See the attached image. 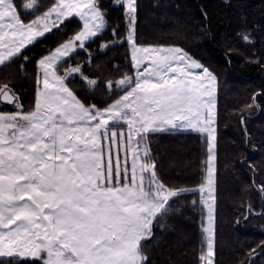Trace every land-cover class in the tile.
Segmentation results:
<instances>
[{
	"label": "snow or ice",
	"instance_id": "1",
	"mask_svg": "<svg viewBox=\"0 0 264 264\" xmlns=\"http://www.w3.org/2000/svg\"><path fill=\"white\" fill-rule=\"evenodd\" d=\"M113 2L124 9L137 72L134 79L124 75L106 82L109 91L123 95L98 107L78 99L66 81L75 74L90 86L99 81L84 77L79 65L63 75L58 67L109 26L101 0H56L28 23L21 20L14 0H0V65L23 56L27 46L70 18L82 22L78 32L39 59L42 88L32 110L23 109L8 84L0 85V105L16 108L0 113V261L146 264L142 242L153 236L154 223L182 195L199 191L207 209L206 250L200 259L214 264L216 77L180 48L137 46V0ZM24 7L37 8V0ZM119 27L112 28L113 41L101 44V50L116 41ZM145 61L149 65L141 71ZM177 127L207 134V178L198 189L166 186L146 145L149 132Z\"/></svg>",
	"mask_w": 264,
	"mask_h": 264
},
{
	"label": "trees",
	"instance_id": "2",
	"mask_svg": "<svg viewBox=\"0 0 264 264\" xmlns=\"http://www.w3.org/2000/svg\"><path fill=\"white\" fill-rule=\"evenodd\" d=\"M28 1L14 0L24 21L46 11L53 0H37L32 11L24 7ZM101 3L109 26L58 67L63 74L79 65L84 77L99 81L90 87L81 75L67 80L85 104L98 107L123 95L109 91L106 82L124 75L133 78L135 73L124 9L113 0ZM137 6V44L179 46L217 76L214 264H264V0H137ZM117 23L116 41L101 50V44L113 41ZM81 26L78 18H70L23 51V56L0 66V85L21 93L25 111L35 105L39 59ZM147 142L157 175L166 186L197 189L206 182V134L152 131ZM206 211L199 191L176 200L154 223L153 236L142 242L146 264H203ZM0 264L14 262L4 259ZM20 264L42 262L20 259Z\"/></svg>",
	"mask_w": 264,
	"mask_h": 264
},
{
	"label": "rangeland",
	"instance_id": "3",
	"mask_svg": "<svg viewBox=\"0 0 264 264\" xmlns=\"http://www.w3.org/2000/svg\"><path fill=\"white\" fill-rule=\"evenodd\" d=\"M29 2V1H28ZM28 2H26V4L28 3ZM101 2H102V0H101ZM54 3H56V0H53L52 1V4L50 5V7L54 4ZM15 6V5H14ZM49 7V8H50ZM15 8H16V6H15ZM16 10H17V8H16ZM34 10V9H33ZM47 10V9H46ZM30 11H32V10H30ZM45 12V11H44ZM17 13H18V15L21 17V15L19 14V12H18V10H17ZM41 14V13H40ZM40 14H38V15H40ZM35 18V17H34ZM33 18V19H34ZM74 18V17H73ZM76 18H78V17H76ZM79 19V18H78ZM21 20L24 22V23H28V22H30V21H24L23 19H22V17H21ZM94 39V38H93ZM91 41V40H90ZM90 41H88V42H86V44L87 43H89ZM35 43V42H34ZM85 44V45H86ZM129 44V43H128ZM31 45H29V46H27L26 47V49L27 48H29ZM129 46H130V50H131V45L129 44ZM137 46H142V47H164V48H168V47H176V48H180V49H182L185 53H187L189 56H191L193 59H195L197 62H199L203 67H205L199 60H197L196 58H194L192 55H190L186 50H184L183 48H181V47H179V46H156V45H139V44H137ZM26 49H24L23 51H25ZM53 50V49H52ZM78 50H80V49H77V51ZM51 51V50H50ZM50 51H48L45 55H47V54H49V52ZM44 55V56H45ZM43 57V56H42ZM41 57V58H42ZM67 59V58H66ZM149 65V62L148 61H145V63L144 64H142L141 65V68H140V70L142 71L143 70V68L144 67H146V66H148ZM1 66V65H0ZM205 68H207V67H205ZM134 69H135V73H134V77H133V79L135 78V76H136V72H137V69L134 67ZM208 69V68H207ZM38 70H39V78H40V80H41V83L38 85V87H37V91L39 90V89H41L42 88V76L40 75V69H39V66H38ZM209 70V69H208ZM196 71H200V70H196ZM215 77H216V92H215V94H214V99H215V107H214V109H213V111H214V113H215V122H214V125H213V127L215 128V137H216V141H215V149H214V155H215V160H214V162H213V166H214V177H213V179H214V196H215V194H216V189H215V185H216V143H217V135H216V117H217V76L211 71V70H209ZM58 73L59 74H61V75H63L64 74V71H63V74L62 73H60V71L58 70ZM67 82V81H66ZM68 86H69V84H68ZM9 87H11V86H9ZM70 87V86H69ZM91 87V86H90ZM17 94H18V97H19V101H20V103L22 104V106H23V109L25 110V106H24V104H23V102H22V95H21V93L19 92V91H17V89H15V88H13V87H11ZM71 88V87H70ZM36 96H37V92H36ZM77 98L78 99H80L78 96H77ZM81 100V99H80ZM82 101V100H81ZM83 102V101H82ZM84 103V102H83ZM3 106H6L7 104H2ZM87 105V104H86ZM8 106V108L6 109V111H3V112H0V113H11V112H14V111H16V108L14 107V106H12V105H7ZM124 130L126 131L127 129H126V125L124 126ZM165 130H181V131H193V132H198V131H195L194 129H192V128H189V127H184V128H181V127H177V128H175V129H172V128H166ZM165 130H158V131H165ZM201 133V132H200ZM204 134H206V133H204ZM207 135V134H206ZM146 145H147V147H148V142H147V136H146ZM112 152H113V156H115V154H116V152H117V146L116 145H113L112 146ZM119 153H120V155H121V157L123 158V156H124V150H123V146H121L120 148H119ZM105 155L107 156V142H105ZM129 163H130V160H129ZM206 183V182H205ZM199 188V187H198ZM197 188V189H198ZM216 198V197H215ZM215 208H216V205H215V202H214V213H213V219H214V239H215ZM207 210V209H206ZM206 214H207V211H206ZM206 224H207V217H206ZM215 241V240H214ZM20 259H32V258H20ZM39 260V259H38ZM42 262V261H41Z\"/></svg>",
	"mask_w": 264,
	"mask_h": 264
},
{
	"label": "flooded vegetation",
	"instance_id": "4",
	"mask_svg": "<svg viewBox=\"0 0 264 264\" xmlns=\"http://www.w3.org/2000/svg\"><path fill=\"white\" fill-rule=\"evenodd\" d=\"M77 75H80V74H75L74 76H77ZM17 94V93H16ZM18 95V94H17ZM5 105V104H4ZM7 106V105H6ZM6 106H3L1 105L2 109L0 110V112H3V111H6Z\"/></svg>",
	"mask_w": 264,
	"mask_h": 264
},
{
	"label": "water",
	"instance_id": "5",
	"mask_svg": "<svg viewBox=\"0 0 264 264\" xmlns=\"http://www.w3.org/2000/svg\"><path fill=\"white\" fill-rule=\"evenodd\" d=\"M7 105H9V104H7Z\"/></svg>",
	"mask_w": 264,
	"mask_h": 264
}]
</instances>
